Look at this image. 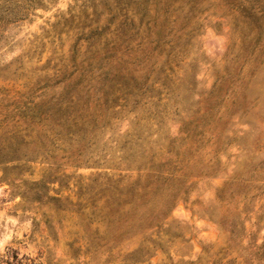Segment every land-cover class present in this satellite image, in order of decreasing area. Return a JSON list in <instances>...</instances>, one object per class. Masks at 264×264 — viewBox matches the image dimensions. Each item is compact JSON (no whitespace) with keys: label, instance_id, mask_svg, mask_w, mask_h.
<instances>
[{"label":"rangeland","instance_id":"obj_1","mask_svg":"<svg viewBox=\"0 0 264 264\" xmlns=\"http://www.w3.org/2000/svg\"><path fill=\"white\" fill-rule=\"evenodd\" d=\"M235 195L260 241L264 0H0V264L225 262Z\"/></svg>","mask_w":264,"mask_h":264},{"label":"trees","instance_id":"obj_2","mask_svg":"<svg viewBox=\"0 0 264 264\" xmlns=\"http://www.w3.org/2000/svg\"><path fill=\"white\" fill-rule=\"evenodd\" d=\"M222 200V199H221ZM226 204L234 208L235 215L231 217L229 224L226 222L217 221L219 226L229 234V243L227 252H236L232 258L227 259L225 262V256H220L212 264H264V236L259 241L256 237L257 230L262 224V213H258V210L253 213L255 217L252 218L249 214H243L239 207V198L237 196H230L226 199ZM245 213V212H244ZM253 229V230H252ZM238 240V241H237ZM240 245L241 248L235 249L234 245ZM141 261L134 262L140 264Z\"/></svg>","mask_w":264,"mask_h":264}]
</instances>
